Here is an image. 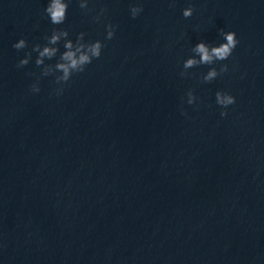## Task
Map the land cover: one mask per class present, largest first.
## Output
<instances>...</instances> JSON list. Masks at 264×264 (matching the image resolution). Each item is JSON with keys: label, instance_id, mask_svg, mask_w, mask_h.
<instances>
[{"label": "clouds", "instance_id": "9594fccd", "mask_svg": "<svg viewBox=\"0 0 264 264\" xmlns=\"http://www.w3.org/2000/svg\"><path fill=\"white\" fill-rule=\"evenodd\" d=\"M80 8H88V0H80ZM68 10V3L66 0H49L47 7L45 8L46 15L50 18V22L53 25H60L66 20ZM107 11L106 8H101L100 14L94 19L99 22L100 17ZM143 11L142 6H133L130 8V13L133 19H135ZM194 8L189 6L183 9L182 15L184 18H189L193 15ZM106 40H111L115 36L116 26L108 23L106 26ZM220 35L224 42L218 45H210L204 41L198 42L193 48L192 52L194 55L188 57L183 62V69L180 73L181 77L188 75L187 70L193 67H198L200 65H213L217 61L227 60L231 55L233 50L239 43L236 33L234 31H223L220 30ZM69 32L64 29H53L50 36H45L44 39L47 44L41 46L40 44H34L32 47L33 52H37L38 56L36 58V65H44L42 75L47 76L54 72H60L61 75L56 76V82L58 84L67 83L74 73H82L85 71L86 66L91 64L93 59H99L102 54V49L105 44L101 40H96L94 42H84V32H80L77 36L75 43L71 39H67ZM62 39H64L65 51L60 54L59 61L55 65H45V59L51 60L57 56L59 52L57 45ZM27 41L21 38L18 42L13 44L16 50H21L26 48ZM31 59V53H27L25 58L21 59L18 63V67L26 66ZM228 71V65L222 64L219 71L212 67L210 70L202 76L203 82L210 83L216 79L219 75ZM38 84L31 85V91L39 92ZM62 91V89L60 90ZM187 103L194 104L197 97L194 95L193 90L189 89L186 93ZM216 103L224 109L228 106L236 103V98L231 94L223 91H217ZM182 115H186L185 112H181ZM220 115L225 117L228 115L227 111H221Z\"/></svg>", "mask_w": 264, "mask_h": 264}]
</instances>
